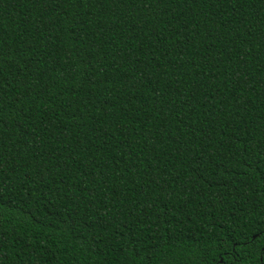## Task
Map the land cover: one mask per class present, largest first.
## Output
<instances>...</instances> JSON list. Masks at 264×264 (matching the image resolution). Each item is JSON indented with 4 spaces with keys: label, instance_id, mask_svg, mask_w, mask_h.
Masks as SVG:
<instances>
[{
    "label": "trees",
    "instance_id": "16d2710c",
    "mask_svg": "<svg viewBox=\"0 0 264 264\" xmlns=\"http://www.w3.org/2000/svg\"><path fill=\"white\" fill-rule=\"evenodd\" d=\"M0 264H264V0H0Z\"/></svg>",
    "mask_w": 264,
    "mask_h": 264
}]
</instances>
